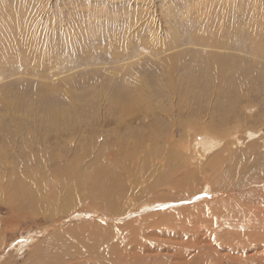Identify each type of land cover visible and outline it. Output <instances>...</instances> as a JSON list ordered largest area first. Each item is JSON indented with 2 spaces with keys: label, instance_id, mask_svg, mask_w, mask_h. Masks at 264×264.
Segmentation results:
<instances>
[{
  "label": "rangeland",
  "instance_id": "obj_1",
  "mask_svg": "<svg viewBox=\"0 0 264 264\" xmlns=\"http://www.w3.org/2000/svg\"><path fill=\"white\" fill-rule=\"evenodd\" d=\"M261 69L264 0H0V178L12 170L23 182L16 193L32 194L22 208L15 194V206L11 194L0 196V264H36L67 238L82 254H67V264H174V257L194 264L202 241L218 239L226 225L240 230L238 256L251 238L259 255L264 176L253 163L260 155L264 166ZM127 92L139 103L121 111ZM52 108L66 109L67 122H51ZM212 123L221 127L219 143L204 154L214 148L202 145ZM96 164L121 172L106 209L83 195L77 177ZM216 168L230 177L217 178ZM188 169L200 174L177 182ZM237 195L248 211L233 206ZM225 242L213 253H232L236 246ZM92 243L105 251L100 259Z\"/></svg>",
  "mask_w": 264,
  "mask_h": 264
},
{
  "label": "bare ground",
  "instance_id": "obj_2",
  "mask_svg": "<svg viewBox=\"0 0 264 264\" xmlns=\"http://www.w3.org/2000/svg\"><path fill=\"white\" fill-rule=\"evenodd\" d=\"M264 69H261V73H263L264 74ZM260 77V76H259ZM261 78V77H260ZM169 79V78H168ZM134 81V79L132 80V83H134V84H136L135 82H133ZM132 83H131V85H132ZM136 85H138V84H136ZM127 87L128 86H125V89H127ZM132 87L133 88H136L135 87V85H132ZM130 89H131V87H129ZM118 91H120V90H118ZM113 93H114V91H113ZM114 94H116V93H114ZM122 94V93H121ZM134 94H135V92L133 93V92H131V94L129 93V92H127L126 94H123L122 95V97L118 100V102H119V106H120V108H121V111L122 110H125L126 109V107H131L134 103H139V99H137V98H135L134 97ZM120 94L118 93L117 95H114V96H111V98L113 99L112 100V102H113V105L114 104H116L117 102L115 101V99L119 96ZM112 105V103H111V107H114ZM168 110V109H167ZM50 112H49V120L51 121V122H55L56 120H57V122H58V126L59 125H61L62 123H66L67 122V114L69 113L66 109H64V108H61V109H58V108H52V109H50L49 110ZM153 114H154V112H153ZM161 114H163V112H161ZM160 115V114H159ZM166 115V114H165ZM147 116H148V114H147ZM153 116V115H152ZM178 116V115H177ZM160 117V116H159ZM155 118V117H154ZM164 118V117H163ZM178 118V117H177ZM180 118V117H179ZM156 119V118H155ZM161 119V118H160ZM166 119V118H165ZM158 120V119H157ZM163 120V119H162ZM172 121V120H171ZM174 121H176L175 119H174ZM179 121H181V120H179ZM185 121V120H184ZM193 122V121H192ZM180 123V122H179ZM182 123V122H181ZM177 124V123H176ZM198 125V124H197ZM58 126H56V128H58ZM154 126V125H153ZM174 126V125H173ZM176 127V126H175ZM154 130V129H153ZM158 130V129H157ZM171 130H173V129H171ZM55 131H56V129H55ZM175 131V130H174ZM221 131V127L218 125V124H210L209 125V127L206 129V131L204 132L205 134L203 135L204 136V140H203V146L204 145H210V144H214V148L212 149V150H208V151H205V153L204 154H208L209 152H213L214 151V149L216 148V146L218 145V141H217V143H216V141L214 140V138H216L215 136H217V135H215L217 132H220ZM216 132V133H215ZM172 134H174V133H172ZM215 135V136H214ZM249 135V137H250V140H251V138L252 139H254L255 137H256V133L255 134H253V133H249L248 134ZM223 136V135H222ZM141 137V136H140ZM156 138V137H155ZM153 139V138H152ZM135 140V139H134ZM175 141V140H174ZM138 142H139V140H138ZM143 142V141H142ZM252 143V142H251ZM142 144V143H141ZM154 144V143H153ZM140 145V144H139ZM155 145V144H154ZM172 145V144H171ZM227 146V145H226ZM141 147V146H140ZM142 147H144L143 145H142ZM175 147V146H174ZM123 148H125V147H123ZM130 149V148H129ZM143 149V148H142ZM127 150V149H126ZM119 152V151H118ZM142 152V151H141ZM200 152V151H199ZM231 152V151H230ZM233 152V151H232ZM196 153V152H195ZM217 153V152H216ZM215 153V154H216ZM170 154H172V153H169V155ZM232 154V153H231ZM157 155V154H156ZM218 155V154H217ZM228 155V154H227ZM172 156V155H171ZM201 156L203 157V155L201 154ZM170 157V156H169ZM168 157V158H169ZM211 157V156H210ZM230 158V157H229ZM242 158H244V156L242 157ZM167 159V158H166ZM26 159H24V161H25ZM219 160H220V158H219ZM223 160H225V158L223 159ZM233 160V159H232ZM248 160V159H247ZM261 161H262V159H261V156L260 155H258V156H256L255 158H254V163H253V168H254V170H256L257 172H261V175L262 176H264V166L263 167H260V165L262 164L261 163ZM20 162V161H19ZM27 162V161H26ZM17 163V162H16ZM209 163H216V165H215V167H217V168H221V166L220 165H222L223 163L221 162V161H217V158H215V157H211V159L209 160ZM229 163V162H228ZM231 163V162H230ZM229 163V164H230ZM18 164V163H17ZM35 164V163H34ZM171 164H173L172 163V161L171 160H169V162H168V167H170L171 169H173V168H177L178 166H179V162H178V164L177 165H175V166H173V165H171ZM236 164V163H235ZM36 166H38L39 164H38V161H36V164H35ZM34 165V166H35ZM97 165H100V164H96L95 165V169H92L93 170V172H88V171H84V174H86L87 176H84V174L82 173V172H80V176H77V177H79V179L80 178H83V180H84V185H85V183H86V185H85V193L83 194V195H85V197H87V198H90V199H92L93 201H95L97 204V206H101V207H103L104 205H109V207H111V205L113 204V201H114V199H115V197L118 195L117 194V191H115V186H116V183L120 180V178H121V172L120 171H118L117 170V168H116V166H112L111 168L110 167H107L106 166V164H104L103 166H105V167H107V169L106 170H104V169H102V168H100L99 166H97ZM209 165H212V164H209ZM208 165V163L204 166V168H203V166H202V172H205V169H206V167L207 166H209ZM233 165V164H232ZM20 166V165H19ZM28 166V165H27ZM183 166V165H182ZM213 166V165H212ZM229 166V165H228ZM22 169H20V170H22L23 171V173L25 174V172H26V170L28 169V167H22V166H20ZM19 167V168H20ZM222 167H224V166H222ZM233 167V166H232ZM30 168V167H29ZM184 168V167H183ZM215 169V171H216V173H222L221 171H219L218 169ZM18 169V168H17ZM17 169H14L13 168V171L15 172ZM178 170V169H177ZM225 170V169H224ZM17 171H19V169L17 170ZM173 171V170H172ZM179 171V170H178ZM228 171H229V169H228ZM168 172V171H167ZM175 172V171H174ZM183 173H182V176H181V178L177 181L176 179V181L177 182H179V183H181V182H188L189 180H191V179H196V174L198 173L197 171H196V173L195 172H193L192 170H190V169H188V170H183L182 171ZM227 172V171H226ZM263 172V173H262ZM22 173V174H23ZM234 173V172H233ZM12 170L11 171H9L8 173H6L5 174V176H3V177H6L5 178V180L2 182L1 181V178H0V196L1 195H10L11 194V203H10V205L11 206H15V201H14V199H13V196H14V194L20 199V205H21V208L23 207V204H24V202H25V200L27 201L26 203H25V206H27L28 205V202H29V200L32 198V194H30V189H26V192H27V196H22V194L20 193V192H17L16 193V189L18 188V184L20 183L21 185H23V182H21L20 181V179H19V182L16 180V177H13L12 176ZM29 173H27V174H25V175H28ZM170 173L168 172V173H166V179H168V180H170L171 179V177H170V175H169ZM198 174H200V173H198ZM255 174H257V173H255ZM254 174V175H255ZM181 175V174H180ZM219 175V174H218ZM226 175H229V177H230V175H231V173H223V174H221V175H219V176H217V178L219 177V178H223L224 176L226 177ZM253 175V176H254ZM84 176V177H83ZM201 176V175H200ZM224 177V178H225ZM252 177V176H251ZM251 177H246V179L247 180H249V181H251L252 179H251ZM254 178H257V177H254ZM4 179V178H3ZM207 179V178H206ZM215 180V179H214ZM213 180V181H214ZM171 181H173L172 179H171ZM206 181V180H205ZM224 181H225V179H224ZM172 184H173V182H171ZM250 183V182H249ZM252 183V182H251ZM176 184V183H175ZM213 184V183H212ZM211 184V185H212ZM76 185L77 186H80V184H79V182H76ZM207 185V184H206ZM212 186H214V185H212ZM230 186V185H229ZM242 186V184L240 185V178L238 177L237 178V181L235 182V184H233L232 186H231V191L232 190H234V194L235 193H238V191H240V187ZM78 188H80V187H78ZM210 189H212V196H215L216 195V192L214 191V188H212V187H210ZM65 193V192H64ZM233 194V195H234ZM69 195H70V193H65V196H64V199H65V202H66V204H68V201L70 200V197H69ZM217 196V195H216ZM224 196V195H223ZM226 196H228V195H226ZM192 197V196H191ZM6 198V197H5ZM4 198V199H5ZM79 198H80V196H79ZM199 198V197H198ZM228 198V197H227ZM221 199H223V198H220V200ZM229 199H233V201L232 202H234L235 204H233V203H231V204H233V206L235 205V207L236 208H238V209H240L239 210V212H242V210H244V211H248V206H246V205H240V202H239V195H237L236 197H229ZM2 201V200H1ZM92 201V202H93ZM223 201V200H222ZM177 202H179V201H177ZM230 202H231V200H230ZM170 204V203H169ZM168 205V204H167ZM18 207V206H17ZM108 207V208H109ZM11 208V207H10ZM104 208V207H103ZM236 208H234V210H237ZM104 209H106V208H104ZM226 209H224V211H225ZM224 211H221L220 213H224ZM232 211H229V212H226V214L227 213H229V217H231L232 216V214L233 213H231ZM237 214H238V212H237ZM241 214V213H240ZM242 214H246V213H242ZM242 214H241V216H242ZM228 215V214H227ZM222 216V215H221ZM224 216H226V215H224L223 214V217ZM218 217V216H217ZM225 218H228V216H226ZM264 218V217H263ZM219 219V218H218ZM220 220V219H219ZM225 220H228V219H225ZM224 220V221H225ZM261 220V219H260ZM223 222V219H222V221H221V223ZM263 223H264V220L262 221ZM225 223V222H224ZM254 223V222H253ZM226 224H228V221H227V223ZM233 224V223H232ZM231 225V224H230ZM233 225H237V223H234ZM239 226H240V224H239ZM256 226H258L259 227V225H256ZM220 227V226H219ZM221 230H224V232H220L219 233V235H218V231H215V232H213V234H217L218 235V239L217 238H215V237H211V238H205L202 242H204L205 244L203 245L204 247H200V248H198V250H197V255H198V259L197 260H195V263L194 264H210V262L212 261H214V263H216L217 262V264H256V262H257V264H264V261H262L263 260V258H264V249L261 251V253L259 252V255H257V253L255 252V251H253V250H256V248H255V245H256V242H258V241H255L256 239H254V238H251V240H250V244H249V246H247L246 248H247V250L248 249H250V247L252 248L251 249V252L253 251V253L252 254H249V255H246L247 257H245L244 258V255L247 253H245V251H247V250H245L244 252H242L239 256H238V254H236V252H238V250L240 249V248H242L243 250H244V245H241V244H243V243H239L238 244V246H236V242H237V239H235V241H234V237H237L238 236V234H239V232H240V230H238V226H236L235 227V230L237 229L238 231V233L237 232H232L233 230L232 229H230V227H228V225H226V226H221ZM234 228V227H233ZM240 228H241V226H240ZM239 228V229H240ZM252 228V227H251ZM102 229V228H101ZM242 229V228H241ZM247 229V228H246ZM253 229H256L255 227L253 228ZM259 229V228H258ZM231 230V232L232 233H228V231H230ZM70 231V230H69ZM100 231V230H99ZM220 231V230H219ZM259 231H260V229H259ZM262 231V230H261ZM254 232V231H253ZM213 234H208V235H213ZM231 235V236H228V235ZM241 234V233H240ZM104 235V234H103ZM99 236V235H98ZM63 237V236H62ZM260 238H261V240H262V247L264 248V229H263V234L260 236ZM259 239V238H258ZM64 240V242L63 241H58V242H55V243H53L52 244V246H51V248H48L49 250L47 251V252H45V253H42L41 254V256L44 254H46V256L45 257H43V258H40L39 260H38V258H37V262H36V264H67V261H68V259H66V255L67 254H70V255H81L82 256V254H80V253H75L74 252V250H71L73 247H75L74 245H73V242H71V241H68V238L67 239H63ZM104 240H105V238H104ZM225 240H227V242H225ZM239 240H240V238H239ZM119 242V240L117 241V243ZM224 242H225V244H228V242H229V247H232V244L233 245H235L236 247H235V249H233V247L231 248L232 250L230 251V249L228 248V246H226V248H228V252H232V253H227V252H225L224 253V256L222 255V256H217L216 254H214L213 252H214V250H221V248H222V246L224 245ZM239 242V241H238ZM243 242V241H242ZM108 243V242H107ZM94 243H92L91 244V246L90 245H88L89 247V249L88 250H93V252H95L98 256H99V259H100V257H102L103 256V254H104V252L105 251H101V250H99V248L101 247H92V245H93ZM112 245V244H111ZM259 245V244H258ZM118 246H121V245H118ZM117 246V247H118ZM49 247V246H48ZM112 247V246H111ZM259 247V246H258ZM261 248V247H260ZM101 249V248H100ZM120 249H122V248H120ZM238 249V250H237ZM242 249H241V251H242ZM257 249H259V248H257ZM46 251V250H45ZM100 251V252H99ZM224 251V250H223ZM70 252H72L73 254H71ZM86 252H88V251H86ZM90 252V251H89ZM110 252H112V249L110 250ZM83 253V252H82ZM223 253V252H222ZM87 255H89L88 253H86ZM43 255V256H44ZM58 256V258L60 257L61 259L60 260H55L54 259V257L52 258V259H49V257H51V256ZM74 256H71L73 259H74ZM80 256V257H81ZM90 256V255H89ZM110 256H111V254H110ZM70 257V256H69ZM70 257V258H71ZM95 257V256H94ZM112 257V256H111ZM111 257H108V259L109 260H112V258ZM179 257H182V256H179ZM93 258V257H92ZM254 260H253V259ZM49 259V260H48ZM54 259V260H53ZM177 258H172L171 260H172V262L174 263V264H190V262L189 261H184V260H179V261H177L176 260ZM193 259V258H192ZM260 259V260H259ZM72 260V259H71ZM81 260V261H80ZM78 259L77 260V262H74V264H101V263H97V262H95V261H93V260H90V262L89 261H86L85 260V258H82V259ZM176 260V261H175ZM251 260L252 261H256L255 263H250L251 262ZM161 263H164V261L162 262V261H160ZM165 262H168V260H165ZM181 262H184V263H181ZM194 262V261H193ZM165 264V263H164ZM167 264V263H166Z\"/></svg>",
  "mask_w": 264,
  "mask_h": 264
}]
</instances>
